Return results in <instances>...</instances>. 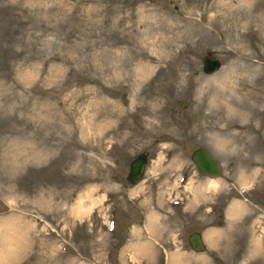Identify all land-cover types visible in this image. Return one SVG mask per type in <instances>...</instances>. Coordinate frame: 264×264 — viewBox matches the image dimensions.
I'll return each mask as SVG.
<instances>
[{"label":"rangeland","instance_id":"1","mask_svg":"<svg viewBox=\"0 0 264 264\" xmlns=\"http://www.w3.org/2000/svg\"><path fill=\"white\" fill-rule=\"evenodd\" d=\"M0 264H264V0H0Z\"/></svg>","mask_w":264,"mask_h":264},{"label":"water","instance_id":"2","mask_svg":"<svg viewBox=\"0 0 264 264\" xmlns=\"http://www.w3.org/2000/svg\"><path fill=\"white\" fill-rule=\"evenodd\" d=\"M202 70L204 72H210L219 65L217 58L212 56H204L202 59ZM193 162L195 169L200 174L214 177L221 172V164L219 160L204 146L195 147L189 155ZM147 160V155L144 152L136 154L128 164V170L125 178L130 183H136L141 179L144 166ZM187 241L190 247L196 251L204 249V244L201 240L199 232L191 231L187 235Z\"/></svg>","mask_w":264,"mask_h":264},{"label":"bare ground","instance_id":"3","mask_svg":"<svg viewBox=\"0 0 264 264\" xmlns=\"http://www.w3.org/2000/svg\"><path fill=\"white\" fill-rule=\"evenodd\" d=\"M246 73V72H245ZM225 81V80H224ZM247 90H249V89H247ZM211 181V180H210ZM215 183V182H214ZM234 211V210H233ZM176 257V256H175ZM176 261V260H175ZM176 263V262H175Z\"/></svg>","mask_w":264,"mask_h":264}]
</instances>
